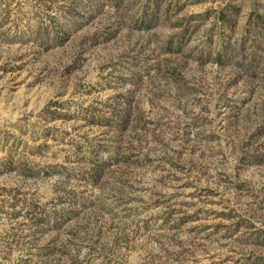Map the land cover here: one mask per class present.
<instances>
[{"label":"rangeland","instance_id":"obj_1","mask_svg":"<svg viewBox=\"0 0 264 264\" xmlns=\"http://www.w3.org/2000/svg\"><path fill=\"white\" fill-rule=\"evenodd\" d=\"M0 264H264V0H0Z\"/></svg>","mask_w":264,"mask_h":264},{"label":"trees","instance_id":"obj_2","mask_svg":"<svg viewBox=\"0 0 264 264\" xmlns=\"http://www.w3.org/2000/svg\"><path fill=\"white\" fill-rule=\"evenodd\" d=\"M156 18V14H154L152 17H150L148 23H152Z\"/></svg>","mask_w":264,"mask_h":264}]
</instances>
